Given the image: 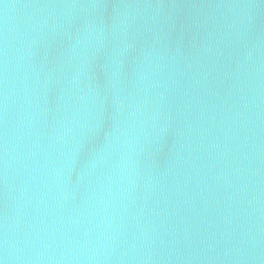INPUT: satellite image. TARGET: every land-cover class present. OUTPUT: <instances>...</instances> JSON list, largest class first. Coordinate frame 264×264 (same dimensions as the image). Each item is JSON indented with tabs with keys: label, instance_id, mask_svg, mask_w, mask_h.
I'll use <instances>...</instances> for the list:
<instances>
[{
	"label": "water",
	"instance_id": "obj_1",
	"mask_svg": "<svg viewBox=\"0 0 264 264\" xmlns=\"http://www.w3.org/2000/svg\"><path fill=\"white\" fill-rule=\"evenodd\" d=\"M0 264H264V0H0Z\"/></svg>",
	"mask_w": 264,
	"mask_h": 264
}]
</instances>
